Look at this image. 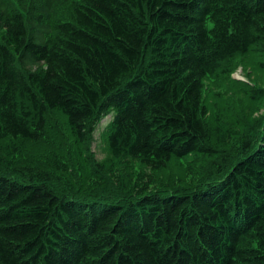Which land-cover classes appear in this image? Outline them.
<instances>
[{"label": "trees", "instance_id": "16d2710c", "mask_svg": "<svg viewBox=\"0 0 264 264\" xmlns=\"http://www.w3.org/2000/svg\"><path fill=\"white\" fill-rule=\"evenodd\" d=\"M244 56L264 0H0V264H264V90L203 99Z\"/></svg>", "mask_w": 264, "mask_h": 264}, {"label": "rangeland", "instance_id": "374dc122", "mask_svg": "<svg viewBox=\"0 0 264 264\" xmlns=\"http://www.w3.org/2000/svg\"><path fill=\"white\" fill-rule=\"evenodd\" d=\"M258 60L251 58L249 56L239 57L235 59L231 65L235 66V70L232 72L230 80H207L205 82V90L203 94L204 101H209L214 99L222 100L224 103H230L233 107H239L242 109L243 100V89L245 85L253 89L264 90V82L262 79V72L256 66ZM253 119H264V106L260 108L258 112L253 116ZM103 120L99 129L97 130L94 140H91V154L94 159L102 160L104 158V147L101 139L99 138V132L102 130L105 124ZM264 123V122H263ZM21 155L17 157L18 164L28 165L30 168L41 171L47 175V177H53V184L58 191L63 190L69 191L72 186H75V179L69 178L66 173L62 171H57L52 168L51 162L47 159L44 150L39 147V145L32 144ZM3 172L7 173V167L1 166ZM135 173L140 174H152L156 183V187L153 189L155 193H166L167 188L165 187L166 177L162 175V172H151L149 169L143 166H138ZM167 176V175H166ZM168 177V176H167ZM106 192L108 194H116L117 199H123V194L117 185L109 184L106 186ZM154 193V194H155ZM120 195V196H118Z\"/></svg>", "mask_w": 264, "mask_h": 264}]
</instances>
